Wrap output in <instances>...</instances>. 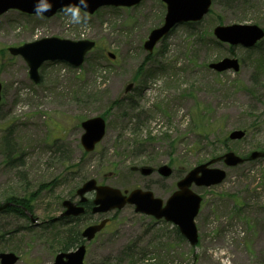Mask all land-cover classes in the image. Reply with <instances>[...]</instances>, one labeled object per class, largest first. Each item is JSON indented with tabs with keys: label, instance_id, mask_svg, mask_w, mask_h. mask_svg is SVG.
Listing matches in <instances>:
<instances>
[{
	"label": "rangeland",
	"instance_id": "1",
	"mask_svg": "<svg viewBox=\"0 0 264 264\" xmlns=\"http://www.w3.org/2000/svg\"><path fill=\"white\" fill-rule=\"evenodd\" d=\"M165 11L162 0L102 6L87 13V25L71 23L62 8L49 17L0 14V203L35 194L33 223L0 214V252L15 253L14 264L52 263L55 236L73 225L58 218L61 200L89 178L166 200L187 170L228 148L264 150V38L246 49L212 34L220 23L264 28V0H212L202 20L176 26L148 52L143 43ZM49 36L95 46L79 66L44 61L34 82L24 58L8 48ZM226 56L239 60L237 71L208 66ZM96 115L105 119V134L85 152L80 123ZM234 129L244 137L229 139ZM163 163L173 169L169 177L131 169ZM209 166L226 175L213 186L191 185L202 197L196 245L171 222L127 204L101 215L108 223L86 243L84 264H264V157Z\"/></svg>",
	"mask_w": 264,
	"mask_h": 264
},
{
	"label": "water",
	"instance_id": "2",
	"mask_svg": "<svg viewBox=\"0 0 264 264\" xmlns=\"http://www.w3.org/2000/svg\"><path fill=\"white\" fill-rule=\"evenodd\" d=\"M142 0H90L87 13H94L101 6H126L130 7L138 4ZM165 3L166 11L163 22L160 26L152 28L143 43L145 50L151 52L154 46L166 37L173 28L187 22L200 21L208 12L211 0H162ZM70 0H52L53 8L44 15L49 17L58 9L64 7ZM74 2V0H71ZM35 0H0V14L8 9H18L29 14H36L34 11ZM216 39L227 42L231 45L240 44L243 47H251L264 36V29L257 24L232 23L217 24L212 29ZM94 41L89 39L70 40L55 36L43 37L38 40L26 42L22 45L9 47L13 55H21L28 64L29 76L35 82L39 80L38 67L46 60H65L73 66H79L85 54L92 49ZM110 57L113 54L108 52ZM208 66L218 72L225 70L237 71L239 61L235 57H223L216 62H211ZM133 84L128 83L124 91L128 92ZM1 100V83H0ZM83 133L80 143L86 152L94 149L95 145L105 134V120L101 116L89 117L81 122ZM245 135L242 129H234L229 132V139H241ZM264 157V150H253L247 156H240L232 150H227L189 169L183 177L176 182V189L163 201L155 197L150 190L134 188L130 192L121 191L119 188L106 184H97L94 178L84 181L77 189L76 196L78 202L69 198L63 199L61 205L64 208L60 216L81 215L84 213L82 203L87 200V193L94 192L92 199L93 207L91 213H106L114 209H121L125 205H133L134 211L146 215H151L156 219H164L176 225L179 233L188 241L190 245L198 242V231L194 221L198 214L201 196L195 193L190 187L211 186L220 183L226 175L224 169L210 167L209 165L222 161L226 166H237L245 161ZM133 170H138L142 175L148 176L155 170L163 177H168L172 173V168L168 164H161L157 168L149 165L132 166ZM11 202L5 201L0 204V212L6 209ZM31 222L35 218L29 215ZM108 218L104 217L98 222L88 224L81 231V236L86 240H91L106 224ZM86 246L84 243L71 250H62L56 253L51 264H84ZM18 256L13 252H0V264H14Z\"/></svg>",
	"mask_w": 264,
	"mask_h": 264
},
{
	"label": "trees",
	"instance_id": "3",
	"mask_svg": "<svg viewBox=\"0 0 264 264\" xmlns=\"http://www.w3.org/2000/svg\"><path fill=\"white\" fill-rule=\"evenodd\" d=\"M229 1L232 2L233 0H229ZM187 24L189 27H193L194 22H187ZM258 43H256L252 48L256 47L258 45ZM249 49H251V48H249ZM228 150H229V148H228ZM9 163L11 164L13 162L9 160ZM34 199H35L34 193H30L29 196L11 195V196L7 197V200H10L12 202V204L1 214H8L9 213V214H12V215L19 217V218L29 219L27 216V213L32 212V208H33L32 203H33ZM81 218H83V217L78 216L77 217V223L73 224L72 226L66 225L64 230L62 232L61 231L59 232V234L61 236L60 238H58L59 234H58V236L57 235L55 236L56 240L59 243V245L57 246V250H67V249H70L71 247L75 246L76 244L83 242L81 235H80V231H79L80 227H77V225H79V223H80ZM0 232H1V230H0ZM4 234H5V232L0 234V238L3 237Z\"/></svg>",
	"mask_w": 264,
	"mask_h": 264
},
{
	"label": "clouds",
	"instance_id": "4",
	"mask_svg": "<svg viewBox=\"0 0 264 264\" xmlns=\"http://www.w3.org/2000/svg\"><path fill=\"white\" fill-rule=\"evenodd\" d=\"M90 4V0H74L62 8L65 16L70 18L71 23L78 25H87L90 16L87 11L82 13L81 9L87 10ZM53 8L52 0H35L34 11L38 16H43L45 13H49Z\"/></svg>",
	"mask_w": 264,
	"mask_h": 264
},
{
	"label": "flooded vegetation",
	"instance_id": "5",
	"mask_svg": "<svg viewBox=\"0 0 264 264\" xmlns=\"http://www.w3.org/2000/svg\"><path fill=\"white\" fill-rule=\"evenodd\" d=\"M92 198H93V195H92L91 193H89V194L87 195V200H86L84 203H82V205H83V207H84V213H83V215H82L83 218L80 219V223H79V225L76 224L77 227H80V228H79L80 235H81V231H82V229H83L86 225L96 222V220L99 219V216H100L98 213H95V214H92V213H91V209H92V207H93ZM70 199H72V200H74V201H76V202H78V200H79L78 197H74V196H73V197H70ZM78 204H79V202H78ZM69 217H70V218H69ZM80 217H81V216H80ZM94 217H96L95 220H94ZM66 220H68V222H69L70 224H75V223H77V217H74V215H69V216H68V219H66ZM83 222H84V223H83ZM81 238H82V236H81ZM77 245H78V244H76L75 246L71 247V249L75 248Z\"/></svg>",
	"mask_w": 264,
	"mask_h": 264
}]
</instances>
